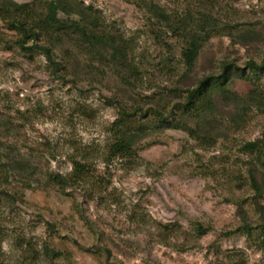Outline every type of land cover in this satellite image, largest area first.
Wrapping results in <instances>:
<instances>
[{"label":"rangeland","instance_id":"374dc122","mask_svg":"<svg viewBox=\"0 0 264 264\" xmlns=\"http://www.w3.org/2000/svg\"><path fill=\"white\" fill-rule=\"evenodd\" d=\"M45 1L0 0L60 65L53 70L31 40L29 49L19 47L17 25L0 18V189L11 193L0 198V264H264V237L257 231L254 240L246 237L236 214L241 200L249 222H259L249 155L241 150L244 142L264 139V113L255 106L241 120L227 106L206 117L216 129L205 141L210 145L181 128L152 130L135 142L130 158L105 159L119 116L116 100L127 113L147 111L130 114L153 124L157 117L148 108L167 113L180 101L175 94L222 63L259 64L264 0H145L210 33L190 70L181 57L184 34L157 23L137 0H67L63 18L79 20V7L89 5L107 32L123 38L129 73L110 52L92 55L66 38L56 41L62 37L36 15L35 4L45 13ZM23 5L25 11L16 9ZM253 75L252 84L235 75L226 87L244 96L254 85L264 94V69ZM73 159L89 164L88 172L62 192L48 176L70 173ZM194 222L206 233L197 237Z\"/></svg>","mask_w":264,"mask_h":264},{"label":"trees","instance_id":"16d2710c","mask_svg":"<svg viewBox=\"0 0 264 264\" xmlns=\"http://www.w3.org/2000/svg\"><path fill=\"white\" fill-rule=\"evenodd\" d=\"M67 0H48L44 2V7L46 12L44 13V8L41 4L36 3V15H38V21L45 26L52 28L58 34L56 41H61L63 38L68 39L69 42L76 49L85 51L92 55L97 54L102 56L103 51L110 52L109 58L111 60H118L121 65V69L125 73L130 72V62L122 60V50L125 47L123 38L119 35H114L112 32H107L102 26V22L99 21V14L97 10L91 6L79 7L80 19H69L63 18L61 12L64 6L68 4ZM64 3V4H62ZM136 5L139 8H146L149 13L155 15L158 22L170 23L169 28L175 33H183L182 36L186 39V46L181 50V57L185 67L190 70L196 60L199 50L202 46L204 39L206 40L210 33L207 29L201 28L200 30L195 29L193 22L191 23L187 17L175 15L172 19L163 9L156 3H150L149 6L145 3V0H137ZM27 5L19 6L16 9H26ZM25 11V10H24ZM18 13V12H17ZM24 13V12H23ZM23 13H20L23 17ZM60 14V16H59ZM29 15V14H26ZM25 16V15H24ZM0 18L7 19V22L13 25H17V29L22 33L23 38L18 39L19 47L22 49H29V47L24 46L27 40H31V45L33 48L41 51L47 58L48 62L53 66V70H59L60 65L53 59V53L51 48L46 45L37 44L38 35L35 31L25 25L24 19L21 17L13 16L8 14L6 7H0ZM150 20V19H148ZM151 21V20H150ZM171 21V22H170ZM208 22V20H205ZM102 25V26H101ZM38 27V26H37ZM74 33V34H73ZM254 35V34H253ZM77 46V47H76ZM101 59V58H100ZM245 68H239L231 63H222L221 68L216 73H207L206 75L199 78L193 87L183 88L182 94H175L176 97L180 98V101L174 103L171 109L167 113L156 110V108H148L152 111L157 120L150 124L148 121H141L131 117L135 112H141V115H145L147 111L142 112L139 108H136L133 112L127 113L119 102L116 100L115 104L119 107L118 118L113 122V128L111 129L114 133L112 140L106 148V161L113 158H130L133 155L134 149L133 145L140 138H144L152 130L165 131L166 129H178L187 131V133L198 139L205 145H210L205 141L213 140L214 132L211 130V125L207 121L206 117L212 116L217 111L219 107H222V111L225 112V106L227 113H231L232 119L235 120V116L238 115V119H242L243 115L249 109V104L255 106L258 111L264 113V94L261 92L259 87H254L251 84L254 81V73L264 69V54L262 60L259 64L255 63L253 60H249L245 63ZM243 78L251 88L245 93V95H239L236 92L229 90L226 87L228 80L233 79V76ZM218 119V118H217ZM200 122H204L208 125V128H202L199 126ZM217 122H219L217 120ZM237 122V121H235ZM222 123V122H219ZM193 125V127H192ZM222 125H217L216 127H221ZM203 132L205 134L200 138L199 134ZM241 150L245 151L249 155L248 159V178L249 187L253 191L251 196L253 202V211L257 214L259 222L253 226L249 222V217L247 212L242 207L241 200H236V214L240 219V229L243 231L246 237L254 240V233L264 237V203H262L261 198H264V139H255L252 141L244 142L241 146ZM1 156V153H0ZM11 162H15L14 159ZM72 169L70 173L66 175H60L59 173L51 172L48 176V180L54 185L60 187L61 191L64 192L65 188L73 185L81 180H83L85 173L88 172L89 164L81 163L75 159L72 161ZM15 167L17 165L14 164ZM12 164L8 161L5 165L6 171H10ZM3 171V169H2ZM3 173V172H2ZM32 173V171H29ZM6 180V177H4ZM0 198L3 195L6 197L9 193L5 188L0 189ZM54 227V225H51ZM193 228L195 229V235L199 237L206 233V227L202 224L194 222ZM253 237V238H252ZM258 242H261L260 240ZM107 255H109V250L103 248ZM52 255H60L58 252H53ZM53 264V263H50Z\"/></svg>","mask_w":264,"mask_h":264}]
</instances>
